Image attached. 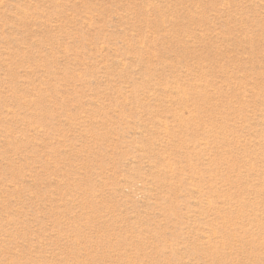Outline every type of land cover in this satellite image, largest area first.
Here are the masks:
<instances>
[{
    "label": "rangeland",
    "instance_id": "rangeland-1",
    "mask_svg": "<svg viewBox=\"0 0 264 264\" xmlns=\"http://www.w3.org/2000/svg\"><path fill=\"white\" fill-rule=\"evenodd\" d=\"M0 264H264V0H0Z\"/></svg>",
    "mask_w": 264,
    "mask_h": 264
}]
</instances>
